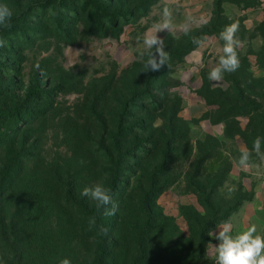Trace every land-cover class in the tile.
Listing matches in <instances>:
<instances>
[{
  "label": "rangeland",
  "instance_id": "374dc122",
  "mask_svg": "<svg viewBox=\"0 0 264 264\" xmlns=\"http://www.w3.org/2000/svg\"><path fill=\"white\" fill-rule=\"evenodd\" d=\"M0 3L14 13L0 28V114L14 111L0 120V264H98L96 236L79 232L95 206L80 193L96 184L119 206L102 212V264H214L208 232L230 218L233 234L252 223L264 234V162L237 164L264 137V0ZM166 5L177 26L207 23L158 33L169 66L143 72L142 36ZM233 22L240 67L210 81Z\"/></svg>",
  "mask_w": 264,
  "mask_h": 264
},
{
  "label": "clouds",
  "instance_id": "9594fccd",
  "mask_svg": "<svg viewBox=\"0 0 264 264\" xmlns=\"http://www.w3.org/2000/svg\"><path fill=\"white\" fill-rule=\"evenodd\" d=\"M13 10L7 5L0 3V28L10 29L12 27ZM206 24L207 20L189 15L185 22L177 26L173 22V12L169 6L162 9L161 18L154 23L142 36V42L145 51L140 53V59L143 61V72L157 71L163 65L168 64L170 54L166 51L165 39L157 34L167 30L168 34L175 35L178 31L188 35L193 25L200 26ZM239 23L233 22L226 25L219 33V39L223 41L221 53L216 65L208 73L210 81L220 82L223 80L225 73H232L239 69L240 60L237 49L241 46V41L237 37ZM138 39H141L138 37ZM193 43L203 46L201 39L193 38ZM6 46V41L0 39V47ZM146 57V59H145ZM39 68V65H36ZM264 137L257 136L252 141V148H242L237 161L238 166L249 171L252 168H258L259 165L253 163V154L264 162ZM229 193L235 191L234 187H229ZM81 196L87 197L95 202L97 209H104L105 216L115 215L118 210V203L112 200L111 190L103 184L85 186ZM111 205V207H108ZM218 233L209 231L208 236L219 241L218 245L207 244V253L213 259L214 264H264V234L257 223H252L243 231L233 234V223L231 218L216 225ZM97 228L96 217L88 218V229ZM101 234L106 235L107 229L99 228ZM59 264H71L68 258H62Z\"/></svg>",
  "mask_w": 264,
  "mask_h": 264
},
{
  "label": "trees",
  "instance_id": "16d2710c",
  "mask_svg": "<svg viewBox=\"0 0 264 264\" xmlns=\"http://www.w3.org/2000/svg\"><path fill=\"white\" fill-rule=\"evenodd\" d=\"M89 1L93 2V0H89ZM111 21H113V20H111ZM13 113H14V111L11 112L10 114H6V113L0 114V120H8L12 116ZM7 129L8 128H6L4 130V132L1 134V136L5 135V133L8 131ZM113 167H114L113 168V175H112V180H111V184H110L111 188L115 187V184H116V181H117V177L119 175L120 157H117V159L114 162ZM203 204H204L205 208L209 207L207 201H205ZM102 212H104V209H102V208L101 209H97L96 206L91 207L89 210H85L84 209L83 213L81 214L82 215V220H80L81 224L79 226L80 234H84V237L86 239H89L92 236H96V239L99 242V244H98V253H97L98 264H102V260L105 257V248H106V246H108L107 238H106L107 235L101 234L99 232V228L101 226L105 228V226H104V224L102 223V220H101ZM93 216L96 217L97 228L90 231L88 229V218L89 217H93ZM204 232H205V230L201 229L200 232L198 233V236H199L200 239H202V237L204 235ZM200 246L201 245H199V243H196L195 246L192 245V251L195 252V250H196L195 255H196V253H198V255H201ZM147 253H149L148 250H145V249L142 250L141 254H144L143 258L147 255ZM138 261H139V259L136 260V262H138ZM182 264H187V261L182 262Z\"/></svg>",
  "mask_w": 264,
  "mask_h": 264
},
{
  "label": "crops",
  "instance_id": "0c3cea01",
  "mask_svg": "<svg viewBox=\"0 0 264 264\" xmlns=\"http://www.w3.org/2000/svg\"><path fill=\"white\" fill-rule=\"evenodd\" d=\"M210 41H212V40H210ZM213 43H214V41L211 42V46L213 45ZM208 123H209L210 126H212V123L210 121H208Z\"/></svg>",
  "mask_w": 264,
  "mask_h": 264
}]
</instances>
